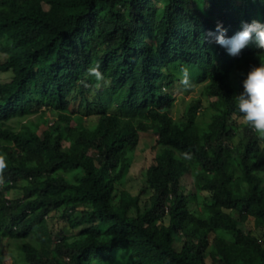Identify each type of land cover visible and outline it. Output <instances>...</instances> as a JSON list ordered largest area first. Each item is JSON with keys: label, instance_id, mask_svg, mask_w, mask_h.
I'll list each match as a JSON object with an SVG mask.
<instances>
[{"label": "trees", "instance_id": "1", "mask_svg": "<svg viewBox=\"0 0 264 264\" xmlns=\"http://www.w3.org/2000/svg\"><path fill=\"white\" fill-rule=\"evenodd\" d=\"M252 19L264 21V0H0V72H12L0 80V232L24 262L3 264H264V238L232 214L264 228V138L233 102L264 50L253 40L232 56L208 35L217 21L231 36ZM186 66L209 98L202 126L197 99L182 119L170 115L173 68ZM46 112L55 124L39 130ZM147 131L152 193L122 206ZM187 173L205 192L200 214L182 188ZM11 189L19 196L7 198ZM62 206L75 237L48 230L45 216Z\"/></svg>", "mask_w": 264, "mask_h": 264}, {"label": "rangeland", "instance_id": "2", "mask_svg": "<svg viewBox=\"0 0 264 264\" xmlns=\"http://www.w3.org/2000/svg\"><path fill=\"white\" fill-rule=\"evenodd\" d=\"M149 7L152 10L154 14H156L159 10V3H154V1H149ZM188 71V78L186 83H182L181 81V70L179 68H173V71L177 74V79L180 83L173 85L170 89L171 92L174 93V103L170 110V115L173 119H182V116L184 115V109L186 105L191 100H198L199 101V108L196 110V120L197 122L202 126L205 125V123L209 120L211 110L208 108L209 104V98H207L202 91L203 86V80H198L194 73L191 72V70L197 71L196 68L193 66L190 68V66H186ZM12 75L11 71H4L0 72V80L6 81L9 79V77ZM79 99L71 98L70 102V108L71 110H76L77 108H81L82 103H79ZM44 108V107H43ZM83 110V107H82ZM39 111H37L34 114H31L29 116L30 119L34 120ZM47 119L41 120L39 124V130L45 128L48 124H52L54 122L55 124V118L49 113L46 112ZM260 137V136H259ZM261 138V137H260ZM155 139L156 135H154L152 132H141L139 134V140L138 143L132 153V159H131V165L129 167V170L127 174L124 177V183L121 186V202L122 206H124L126 203L130 202V200L134 196H139L140 198V204L142 206L144 201H147L149 196L152 193V190L149 189L145 182V172L146 168L149 166L151 159L153 155L155 154ZM236 139H232V143H234ZM264 142V141H263ZM236 143V142H235ZM71 172L68 173H61L58 175L59 180H64L68 177H70ZM182 188L185 193H187L188 196L193 194L197 198L189 197L190 198V207H193L194 209L198 207L197 213H201V203L199 201V198H202L205 194L204 191H198L193 187L192 177L190 174H185L182 178ZM20 190L19 189H11L9 190L6 195L7 198L13 199L17 196H19ZM197 206V207H196ZM63 211L64 207H59L57 209H52L49 211V213L45 216V222L48 226V230L53 233H57L59 230L66 231L65 234L67 236L75 237V235L78 232V228H70L66 225L64 218H63ZM233 216H235L238 221L240 227L243 228L244 231H249L252 234L263 237L264 238V228H256L254 226L253 218L250 216H246L244 214L238 213L236 211H233ZM217 233H220L224 235L226 238L234 239L230 235L218 231ZM16 242H14L12 239H9L8 237L4 236L0 232V264L3 263H11L13 261H19L22 262V256L19 252V249L17 248ZM111 264H119V260L114 261ZM207 264V263H206Z\"/></svg>", "mask_w": 264, "mask_h": 264}, {"label": "clouds", "instance_id": "3", "mask_svg": "<svg viewBox=\"0 0 264 264\" xmlns=\"http://www.w3.org/2000/svg\"><path fill=\"white\" fill-rule=\"evenodd\" d=\"M222 22L217 21L215 31L209 32L214 42L223 47L229 55H239L250 41H255L257 47L264 50V21L252 19L241 21L240 28L231 36L226 35ZM181 81L187 82L188 69L181 68ZM90 75L101 79V74L95 69ZM242 90L234 95L233 102L245 125L255 134L264 138V62L250 66L241 80Z\"/></svg>", "mask_w": 264, "mask_h": 264}]
</instances>
